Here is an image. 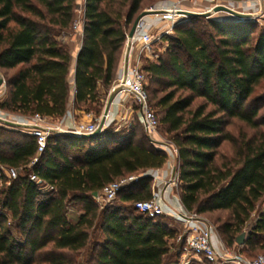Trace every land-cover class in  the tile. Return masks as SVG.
<instances>
[{"label": "trees", "instance_id": "1", "mask_svg": "<svg viewBox=\"0 0 264 264\" xmlns=\"http://www.w3.org/2000/svg\"><path fill=\"white\" fill-rule=\"evenodd\" d=\"M144 2L85 1L77 108L92 112L99 104L94 112L100 116L99 85L112 87ZM78 9L77 0H0V70L17 69L0 109L54 118L67 114L72 56L62 36L73 30ZM163 40L165 51L156 61L146 60L143 69L166 91L155 112L177 148L181 201L202 216L228 211L217 227L221 240L255 258L243 249L264 247V207L258 208L264 198V94L252 98L264 80V25L191 16ZM148 91L155 109L149 83ZM232 118L262 130L238 142L226 131ZM225 141L235 147L230 158L220 153ZM168 160L134 124L120 130L111 124L92 138L53 133L41 155L32 134L0 126V166L25 170L0 186V264H78L88 248V264H173L170 259L183 252L184 244L176 243L179 230L161 215L148 217L135 208L153 196V177L143 173ZM31 174L54 188H42ZM133 174L140 177L121 190V204H98L94 192ZM72 203L82 205L75 217ZM99 232L102 240H95ZM244 232L245 244L238 245Z\"/></svg>", "mask_w": 264, "mask_h": 264}, {"label": "built area", "instance_id": "2", "mask_svg": "<svg viewBox=\"0 0 264 264\" xmlns=\"http://www.w3.org/2000/svg\"><path fill=\"white\" fill-rule=\"evenodd\" d=\"M212 1L217 4L213 8L220 3H224L222 0ZM228 4L233 9L241 8L242 13L251 15L253 19L259 18L264 14V0H240L237 7L233 1H229ZM248 6L252 10L248 11ZM157 9L160 11L156 14L165 15L168 20L167 24L165 27L159 29L155 36L148 29L149 24L144 18L138 24L133 37L129 38V33L127 34V49L123 65L113 87V89L119 90L117 97H130L138 105L142 125L150 136L155 135L160 121L151 103L148 91L149 78L143 66L146 59H156V44L161 42L166 35L174 33L175 26L185 17L184 12H186L182 8L180 1L175 2L167 8ZM211 10L213 11L214 9L211 8ZM80 11H82V17L79 21L75 20L73 25L75 33L81 32L84 26V9ZM139 45V51H137ZM102 116L103 114L90 121L75 122L71 128L67 129L62 126L49 124V117L42 116L39 113L34 114L29 120L21 123L36 138L38 154L41 155L47 148L48 139L51 134L68 133L78 137L93 134L99 128ZM0 117L2 116L0 115ZM157 143L167 152L169 158H174L178 155L174 143ZM37 161L38 158L34 160L33 164ZM8 175L10 178H16L17 169L9 168ZM139 177L140 175L133 174L112 182L103 188L97 198L102 200L105 205L112 204L117 200L121 190L137 181ZM31 179L44 189L51 190L54 188L45 184L43 179L36 174H31ZM165 202L166 200L162 194L153 193L151 199L137 201L135 208L140 213L155 218L165 213ZM174 213L184 224V233L179 236L178 240L186 245L185 249L194 257L207 260L212 264H264V254L257 255L255 258H248L238 247L230 248L226 245H223L222 248L217 247L215 244V236L218 234L217 227L197 212L185 210Z\"/></svg>", "mask_w": 264, "mask_h": 264}, {"label": "rangeland", "instance_id": "3", "mask_svg": "<svg viewBox=\"0 0 264 264\" xmlns=\"http://www.w3.org/2000/svg\"><path fill=\"white\" fill-rule=\"evenodd\" d=\"M163 1H165V0H145L144 5L142 6L143 11L148 10V9H155V7H157L156 5L160 2H163ZM187 1H189L188 2L189 6L193 5V7H195V9H194L195 15H191V16H204L206 18L212 17L215 19H221V18H219L221 16V17H225L229 20H231V18H233V16L231 14H228L227 12L220 11L218 13H215L214 11H212L211 8L214 7L215 5H217L212 0H187ZM238 2L239 1L233 2V3H235L236 7H237ZM228 3L229 2H224V3H220L218 5H225L227 7L232 8V6H230ZM188 4H187V6H188ZM189 8H191V7H189ZM233 10L238 11V12H242L241 8H235ZM191 16H185L182 20H188ZM217 16H219V17H217ZM76 20L77 21L80 20V17L78 14L76 15ZM253 21H258L260 25H264V17L263 16L256 18V19L254 18ZM12 25H14V23H12ZM200 25H201L200 23H197V26H200ZM158 30L159 29L156 26H153L151 33L156 36V34L158 33ZM69 32L71 34H73L75 31L71 30ZM173 34H171V35H173ZM166 36H168V35H166ZM67 45L70 48V45L69 44H67ZM166 48H167V43L158 42V45L156 44V50L158 52L162 53L165 51ZM16 72H17V69L8 70V71L0 70V78L2 77L4 79V85L0 88V102H2L7 97L8 93H9L8 79L10 77H12L14 74H16ZM148 83H149V88L151 91L153 104L155 107L154 110L158 111V108L155 106V104L157 103L158 99L162 95H164V93L166 91L162 90L163 85H157V84L152 83L150 77L148 79ZM114 85H115V81H114L112 87L110 88V90L107 91L106 96L103 97V101L100 102V105L102 106V112H101L100 116L104 112V109H105V106H106V103L108 100V96L110 94V91L113 89ZM262 94H264V80L256 88L255 93L252 95V98L258 97L259 95H262ZM198 101H200V100H198ZM125 102H126L125 105L128 108H130L131 111H133L132 117H131V123L135 125L136 129L138 130V133H144V134L148 135L150 137V139L153 141V143L159 148H161V146L157 142L173 143L172 142V134L167 132V127L161 123H160L159 127L157 128V132L155 133V135L150 136L145 131V129L142 125L140 115H139L138 105L130 97H125ZM259 104L261 105L262 103H259ZM92 107H93V109H92L93 116L99 117L95 113L96 110L99 109V104H94ZM122 110H125V109L123 108ZM261 114H262V116L264 115V107H262ZM0 115L6 119H9V120H21V122H23V121L25 122V121L29 120L31 117L29 115H20V114H17L16 112L5 111L2 109H0ZM159 117H160V114H159ZM0 126H4V127L9 128V129H12V130H18L20 132L30 133V131L28 129H26L24 126H10V125L5 124L4 122H0ZM118 126L119 125H116L114 123L112 124V128H115V130H117ZM260 129L262 130V127L257 128V129L251 128L246 123H244L243 121H240L236 118L230 119V122L226 125V131L229 132L236 140H238V142H241L242 140H244L246 138H250V137L254 136L255 134H257L259 132L258 130H260ZM8 136H10V135H8ZM234 150H235V147L233 145V142L225 141L220 148V153L222 155H226L228 158H230L233 156ZM176 164L178 166V161ZM18 173L24 174L25 170L17 169V175H18ZM5 178L9 179V180L14 179V178L9 177L8 168L0 166V186H2ZM174 191L177 194L179 193V182H177V184H175ZM94 198L96 199V201L98 202V204L100 206H105V204L102 202V200H100L96 197H94ZM119 204H121V203H120L119 199H117L111 205L116 206ZM71 206L74 207V209L72 210L70 215L72 217H75L82 205L80 203H72ZM263 207H264V198L260 201V203L258 205L259 209H262ZM160 217H163V215H161ZM203 217L206 218L207 220H209L210 222H212L216 227H219L222 223H224L229 218V212L219 210V211H214L211 213H206L203 215ZM255 218H256L255 215H253L250 222L251 223L254 222ZM163 219L165 222L169 220V222L171 224H173L179 230L180 235L184 233V224L181 227L174 220L165 219V218H163ZM11 229L13 230V232L16 234V237H17V229H15L14 227H12ZM245 232H247V230ZM18 238H19V236H18ZM101 238H102V235L100 234V232L97 233V235H95V237H94L95 240H98V239L102 240ZM176 243L180 244V241L177 239ZM185 247H186V245L181 247L183 249V252L180 254L179 257H177L175 255V253H173L175 256H173V258L170 259V261H172L173 264H208L204 259H199L197 257H194L190 252H187ZM243 250H244L245 254L250 255V256L264 254V247H261V246H258V247L252 248V249L244 248ZM89 252H90V250L88 248L86 251H84L81 254V256L78 257V259H77L78 264H88L87 259H88ZM91 264H93V263H91Z\"/></svg>", "mask_w": 264, "mask_h": 264}, {"label": "crops", "instance_id": "4", "mask_svg": "<svg viewBox=\"0 0 264 264\" xmlns=\"http://www.w3.org/2000/svg\"><path fill=\"white\" fill-rule=\"evenodd\" d=\"M178 1H180L182 8L185 9L186 12H192V13L195 12V10H194L195 7H193V5L189 6V4H188L189 1H187V0H165L163 2L158 3L156 5L157 7H155V8H167V7L171 6L172 4H174L175 2H178ZM222 1L225 2L226 0H222ZM226 2H229V1H226ZM77 4L79 5V10L77 11V14L81 18L82 17V11H80V10L84 9L85 0H77ZM187 4L191 8H189L187 6ZM212 9H214V8L212 7ZM247 9H248V11L252 10L249 6L247 7ZM217 17H219V16H217ZM263 17H264V14H263ZM219 18L227 19V18L221 17V16ZM145 20L149 24L148 29H150V31L153 29V26H156L158 29H161V28L165 27V25L168 22V20L166 19V16L163 14H159V15L151 14V15L146 16ZM62 38L64 39V41L67 44L70 45V52H71V56H72L71 72H70V83H71L70 105H69V110L64 117H62V118L49 117L48 123L52 124L54 126H62L63 128L67 129V128H71L75 122L90 121L95 116H93L92 112H86L85 110L77 108L75 106L76 63H77V56H78V53L81 49L82 42H83V29L79 33L74 32L73 34H71L69 32L68 34H65L64 36H62ZM160 43H164V40H162ZM157 45H158V43H157ZM139 47H140V45L137 47V51H139ZM126 49H127V43H125V46H124L123 57H122V61H121L120 65H119V69L117 72L116 79H117V77L120 73V70L122 68ZM160 53L161 52H158L156 50L157 57L153 61L157 60ZM146 60H150V59H146ZM116 79H115V81H116ZM99 88L101 90L102 100H103V97L106 96L107 90L101 84L99 85ZM125 104H126L125 97H117L115 99V101L111 107L110 114H109L105 129L113 123L116 125H119L117 130L128 129L132 125L131 117H132L133 111H131L130 108H128ZM123 108L125 110H122ZM13 121L21 122V120H13ZM177 159H178V155H176L174 158L171 157V158H169L168 162L162 168L150 169V170H147L143 174L146 176L153 177V181H154L153 193L162 194V196L166 200L165 205H164L165 213L163 214V217L165 219L174 220L177 224H179L182 227L183 222L180 220V218L176 217L175 213H174L177 211L179 212V211L187 210L185 208L183 202L181 201L179 193L177 194L174 191L175 184H177V182H179L178 174H177V164H176L178 161ZM166 223L168 224L169 227L177 229L173 224H171L169 222V220L166 221ZM215 244L219 248H222L223 245H225L223 243V241L221 240V237L219 236V234H216V236H215Z\"/></svg>", "mask_w": 264, "mask_h": 264}, {"label": "water", "instance_id": "5", "mask_svg": "<svg viewBox=\"0 0 264 264\" xmlns=\"http://www.w3.org/2000/svg\"><path fill=\"white\" fill-rule=\"evenodd\" d=\"M159 11L160 10H158V9H148V10H145V11L141 12L139 14V16L136 18L132 28L129 31V34H128L129 38L134 36L135 31L137 29V26L140 23V21H142V19H144L148 15L156 14ZM213 11L215 13L220 12V11L227 12L228 14H231L233 16V18H231V20H238V21L253 20V17L251 15L235 11L232 8L227 7L225 5L216 6ZM184 15L185 16H191V15H195V14L192 13V12H184ZM3 85H4V79L1 77L0 78V88ZM118 92H119V90L116 89V88L111 90V92H110V94L108 96V100H107V103H106V106H105V109H104V112H103V116H102V119H101V122H100L98 130L95 133H93V134L82 135L81 137H86V138L96 137V136L100 135L104 131V129L106 127V123H107L108 117H109V114H110L111 107H112L115 99L118 96ZM0 122H4L5 124L10 125V126H23V124L21 122L5 119V118H2V117H0ZM93 196L97 198L99 196V192H94ZM245 241H246V233L244 232L240 236H238L237 244L238 245H244Z\"/></svg>", "mask_w": 264, "mask_h": 264}]
</instances>
